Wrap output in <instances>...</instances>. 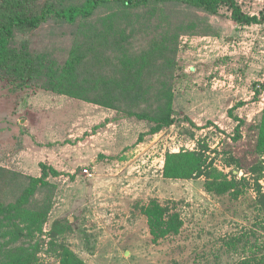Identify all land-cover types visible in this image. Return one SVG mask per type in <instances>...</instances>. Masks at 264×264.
<instances>
[{
  "label": "rangeland",
  "instance_id": "obj_1",
  "mask_svg": "<svg viewBox=\"0 0 264 264\" xmlns=\"http://www.w3.org/2000/svg\"><path fill=\"white\" fill-rule=\"evenodd\" d=\"M236 1L251 16L264 10ZM207 22L209 35L180 40L173 122L158 132L0 78V166L59 171L43 223H0V264H264V23L238 24L227 8ZM183 150L206 167L167 178L169 155Z\"/></svg>",
  "mask_w": 264,
  "mask_h": 264
},
{
  "label": "trees",
  "instance_id": "obj_2",
  "mask_svg": "<svg viewBox=\"0 0 264 264\" xmlns=\"http://www.w3.org/2000/svg\"><path fill=\"white\" fill-rule=\"evenodd\" d=\"M224 8L238 24L264 23V10L245 14L236 0H0V78L81 96L158 132L173 122L181 38L209 35L207 20ZM206 165L183 150L169 155L165 175L190 179ZM41 169L35 178L0 166V223L46 220L56 194L49 177L59 171ZM257 193L264 211V188Z\"/></svg>",
  "mask_w": 264,
  "mask_h": 264
},
{
  "label": "built area",
  "instance_id": "obj_3",
  "mask_svg": "<svg viewBox=\"0 0 264 264\" xmlns=\"http://www.w3.org/2000/svg\"><path fill=\"white\" fill-rule=\"evenodd\" d=\"M85 174H86V175H90V173H89V171H88V170H86V171H85Z\"/></svg>",
  "mask_w": 264,
  "mask_h": 264
},
{
  "label": "crops",
  "instance_id": "obj_4",
  "mask_svg": "<svg viewBox=\"0 0 264 264\" xmlns=\"http://www.w3.org/2000/svg\"><path fill=\"white\" fill-rule=\"evenodd\" d=\"M0 148H1V145H0Z\"/></svg>",
  "mask_w": 264,
  "mask_h": 264
}]
</instances>
